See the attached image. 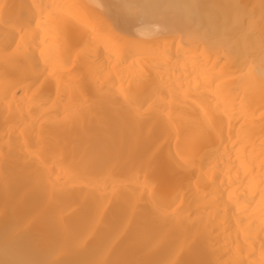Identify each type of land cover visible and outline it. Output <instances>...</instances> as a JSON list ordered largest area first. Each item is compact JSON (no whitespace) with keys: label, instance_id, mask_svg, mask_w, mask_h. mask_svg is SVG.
I'll return each mask as SVG.
<instances>
[{"label":"bare ground","instance_id":"obj_1","mask_svg":"<svg viewBox=\"0 0 264 264\" xmlns=\"http://www.w3.org/2000/svg\"><path fill=\"white\" fill-rule=\"evenodd\" d=\"M0 264H264V0H0Z\"/></svg>","mask_w":264,"mask_h":264}]
</instances>
